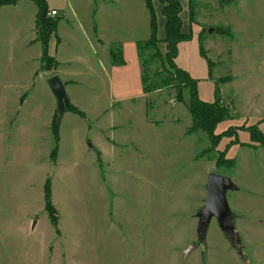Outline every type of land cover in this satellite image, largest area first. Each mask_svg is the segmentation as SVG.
Returning a JSON list of instances; mask_svg holds the SVG:
<instances>
[{
	"label": "rangeland",
	"instance_id": "rangeland-1",
	"mask_svg": "<svg viewBox=\"0 0 264 264\" xmlns=\"http://www.w3.org/2000/svg\"><path fill=\"white\" fill-rule=\"evenodd\" d=\"M48 6L58 11L48 18H59L50 69L31 43L35 3L0 10V264H264V146L244 130L239 144L219 136L253 126L264 135V0H191L206 58L186 44L176 63L202 101L214 103L219 90L230 107L233 118L212 135L191 132L189 88L183 102L176 89L143 92L136 43L150 38L145 0ZM113 49L124 66L112 64ZM160 70L155 63L146 74ZM52 77L69 109H59ZM212 173L235 185L228 223L238 236L216 218L199 231Z\"/></svg>",
	"mask_w": 264,
	"mask_h": 264
},
{
	"label": "trees",
	"instance_id": "trees-1",
	"mask_svg": "<svg viewBox=\"0 0 264 264\" xmlns=\"http://www.w3.org/2000/svg\"><path fill=\"white\" fill-rule=\"evenodd\" d=\"M21 0H0V7L3 6H16ZM35 3L37 6L36 15V34L37 41L41 44L42 56L41 62L44 69H50L52 65H56L54 58L50 55L48 51V46L50 40L54 37L57 32V27L59 24V19L48 18L49 6L47 0H29ZM146 8L149 15L150 21V38L145 41H138L136 43V48L138 52V58L143 68L142 72V87L145 94H150L155 91L163 89H176L177 91V101L183 102V90L189 88L191 91V99L188 104V110L192 116L193 126L191 132L196 130H206L209 135H212L218 124L225 120L233 118L230 107L220 106L218 102L219 90H216V99L214 103H207L202 101L197 94V80H195L191 75L181 69L177 63L176 59L178 57L179 45L182 42L191 41L193 39L192 31L189 33H184L183 20L181 13L183 7L180 0H157L160 2L163 8V15L166 17V37L160 40L157 35L158 21L157 15L154 8L153 0H145ZM200 39V36H199ZM162 45H164L165 52L162 50ZM200 55L206 58L205 51L202 44H199ZM110 57L112 64L114 66H124L126 61L123 56L122 50H111ZM155 63H159L161 70L155 72L153 77L146 72ZM208 66L210 72H212L211 62L208 61ZM59 119L55 117L52 123L53 134L55 140L59 141ZM240 130L248 131L251 135V140L253 143L264 146V135L260 132L257 127L248 128H236L235 133L232 134L231 128L227 130L224 134L219 135L221 138L234 137L230 145L239 144V139L237 132ZM56 149L53 150L52 154ZM233 160V159H232ZM46 210L48 211L52 224L56 227L57 223L54 220L55 216L51 212V193L50 184L46 185Z\"/></svg>",
	"mask_w": 264,
	"mask_h": 264
},
{
	"label": "water",
	"instance_id": "water-1",
	"mask_svg": "<svg viewBox=\"0 0 264 264\" xmlns=\"http://www.w3.org/2000/svg\"><path fill=\"white\" fill-rule=\"evenodd\" d=\"M48 84L58 100L59 109L63 111L69 109L70 102L61 80L58 77H52L48 80ZM234 189L235 185L229 177L217 173L209 176L208 198L200 215L199 231L205 233L212 219L216 218L224 234L238 236L236 228L228 223L231 219V212L227 202V192Z\"/></svg>",
	"mask_w": 264,
	"mask_h": 264
},
{
	"label": "crops",
	"instance_id": "crops-1",
	"mask_svg": "<svg viewBox=\"0 0 264 264\" xmlns=\"http://www.w3.org/2000/svg\"><path fill=\"white\" fill-rule=\"evenodd\" d=\"M25 1L26 0L19 1L16 6H3V7H0V10H5V9H8V8H18L19 5H21V3H24ZM68 1H70V0H68ZM88 1H93V3H94L96 0H88ZM180 1H181V4H182V7H183V11L181 13V17H182V20H183V28H182V30H183L184 33H189L190 31H193V39L191 41L182 42L179 45V48H180V46H183V45H186V44H191V45H193V50L195 52V55H197L198 53L200 55L198 37L196 36V33L194 34L195 30L192 27V21H191V9H190L191 8V0H180ZM47 3H48V0H47ZM69 4H72V3L69 2ZM153 4H154V8H155L156 15H157V21H158L157 35H158V38L160 40H163L166 37V30H165L166 17L163 15L164 6L160 2H158L157 0H153ZM49 10L57 11V9L50 8V7H49ZM36 15H37V13H36ZM57 15H58V11H57ZM35 22H36V18H35ZM56 38H58V36ZM36 39L37 38L33 39L31 41V43H33L34 41H35V43H37ZM60 78H61V76H60Z\"/></svg>",
	"mask_w": 264,
	"mask_h": 264
},
{
	"label": "built area",
	"instance_id": "built-area-1",
	"mask_svg": "<svg viewBox=\"0 0 264 264\" xmlns=\"http://www.w3.org/2000/svg\"><path fill=\"white\" fill-rule=\"evenodd\" d=\"M56 15H57V11L55 10L48 13V16H56Z\"/></svg>",
	"mask_w": 264,
	"mask_h": 264
}]
</instances>
